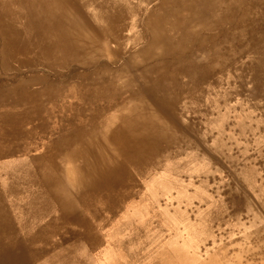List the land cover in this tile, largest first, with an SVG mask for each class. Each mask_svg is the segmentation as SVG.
Returning <instances> with one entry per match:
<instances>
[{"label": "bare ground", "instance_id": "1", "mask_svg": "<svg viewBox=\"0 0 264 264\" xmlns=\"http://www.w3.org/2000/svg\"><path fill=\"white\" fill-rule=\"evenodd\" d=\"M152 1L0 0V264L86 261L98 226L179 168L180 97L229 65L209 24H226L237 0ZM197 17L209 36L194 33ZM252 49L264 78V42Z\"/></svg>", "mask_w": 264, "mask_h": 264}, {"label": "rangeland", "instance_id": "2", "mask_svg": "<svg viewBox=\"0 0 264 264\" xmlns=\"http://www.w3.org/2000/svg\"><path fill=\"white\" fill-rule=\"evenodd\" d=\"M159 3L153 0L150 11ZM236 7L226 24H209L219 34L212 45L224 49L229 65L180 97L176 112L190 146H182L179 168L144 180L135 199L98 226L93 248L80 252L86 261L73 264H264V78L252 49L264 42V0H237ZM204 24L197 17L191 28L209 36ZM140 47L129 46L128 55ZM191 49V59H206L204 50ZM38 143L32 153L41 152Z\"/></svg>", "mask_w": 264, "mask_h": 264}]
</instances>
